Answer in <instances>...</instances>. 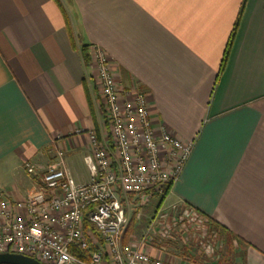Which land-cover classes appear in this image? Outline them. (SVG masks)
<instances>
[{
	"label": "crops",
	"instance_id": "0c3cea01",
	"mask_svg": "<svg viewBox=\"0 0 264 264\" xmlns=\"http://www.w3.org/2000/svg\"><path fill=\"white\" fill-rule=\"evenodd\" d=\"M82 45L89 61L103 52L119 89L147 95L156 135L194 142L162 205L190 208L237 237L221 264H264V0H0L2 198L23 199L56 149L75 181H89L88 134L104 115ZM158 199L132 233L144 232ZM146 251L200 264L177 240Z\"/></svg>",
	"mask_w": 264,
	"mask_h": 264
},
{
	"label": "built area",
	"instance_id": "2783aa9c",
	"mask_svg": "<svg viewBox=\"0 0 264 264\" xmlns=\"http://www.w3.org/2000/svg\"><path fill=\"white\" fill-rule=\"evenodd\" d=\"M89 63L104 115L100 136L94 130L88 134L83 161L89 181H75L63 150H54L53 164L23 199L0 196V254L22 255L38 264H167L151 257L146 247L177 240L195 252L200 264H220L222 242L206 220L190 208L168 216L163 202L141 237L123 243L129 207L140 220L141 208L152 197L165 199L194 142L165 132L156 135L147 95L135 87L119 89L102 51L93 50ZM23 167L37 176L33 164Z\"/></svg>",
	"mask_w": 264,
	"mask_h": 264
},
{
	"label": "trees",
	"instance_id": "16d2710c",
	"mask_svg": "<svg viewBox=\"0 0 264 264\" xmlns=\"http://www.w3.org/2000/svg\"><path fill=\"white\" fill-rule=\"evenodd\" d=\"M230 40H231V37L229 38V41L227 42V45H226V48H225V52H224L223 58L221 60L220 69L222 68V66H223V64L225 62V59H226V56H227V52H228V48H229V45H230ZM86 50H87L86 46L82 45L80 47V52H81V56H82L83 62H84L85 65H88L89 58H88V54H87ZM91 111H92V109H91ZM94 131L98 135L99 127L96 124H95ZM163 201H164V198L158 199V204L156 206V209L162 204ZM198 215L200 217H202L200 214H198ZM133 218L135 219V216ZM133 218H130V220L128 222V225H127L126 230H125L124 238H123V243L127 242L128 236L134 230L135 221H134ZM202 218H204V217H202ZM204 219L206 220L208 226L211 229H213L214 231L217 232V234H218V236H219V238H220V240L222 242L223 251L221 252V260H220V264H221L222 259L228 258L230 255H232L234 244L239 246L240 240L237 237L232 236L227 229H225L224 227L220 226L219 224H217V223H215V222H213V221H211V220H209L207 218H204ZM85 227H88V228L91 229V227L89 225H87V224L85 225Z\"/></svg>",
	"mask_w": 264,
	"mask_h": 264
},
{
	"label": "water",
	"instance_id": "95a60500",
	"mask_svg": "<svg viewBox=\"0 0 264 264\" xmlns=\"http://www.w3.org/2000/svg\"><path fill=\"white\" fill-rule=\"evenodd\" d=\"M0 264H38L35 260L17 254H0Z\"/></svg>",
	"mask_w": 264,
	"mask_h": 264
},
{
	"label": "rangeland",
	"instance_id": "374dc122",
	"mask_svg": "<svg viewBox=\"0 0 264 264\" xmlns=\"http://www.w3.org/2000/svg\"><path fill=\"white\" fill-rule=\"evenodd\" d=\"M96 90H97V88H96ZM99 115H100V117H102L101 113ZM165 212H167L168 216L175 215L177 213V212L174 213V212L168 211L167 209L165 210ZM142 214H143V211H142ZM133 215H135V209L132 208V206H130L129 207V211H128V217H129V219L130 218H133L134 217ZM134 221H135V223L137 222L136 219H134ZM175 228H176V231L179 230V227L178 226H176ZM142 232H143V228H142V231L139 234H134V233H132V234H134V237H136L137 239H139L141 237V235H142ZM173 242H175V241H173Z\"/></svg>",
	"mask_w": 264,
	"mask_h": 264
}]
</instances>
